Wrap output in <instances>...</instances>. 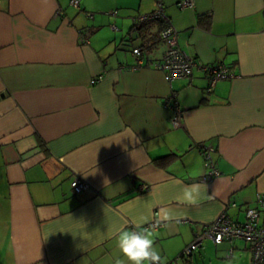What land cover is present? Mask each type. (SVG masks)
Segmentation results:
<instances>
[{"label":"crops","instance_id":"0c3cea01","mask_svg":"<svg viewBox=\"0 0 264 264\" xmlns=\"http://www.w3.org/2000/svg\"><path fill=\"white\" fill-rule=\"evenodd\" d=\"M179 1L80 0L75 8L0 0V264H115L125 259L117 234L140 217L148 223L160 206L182 217L149 229L166 262L223 209L241 220L256 205L264 193V0ZM159 2L183 50L235 77L208 91L201 69L170 83L154 69L165 43L152 24L143 38L131 27ZM141 42L149 50L132 71ZM171 94L182 109L178 126L164 107ZM202 144L214 147L220 171L209 183L199 181ZM75 176L89 188L75 193ZM193 183L207 190L197 204L181 203L183 185ZM250 260L242 239H206L176 264Z\"/></svg>","mask_w":264,"mask_h":264},{"label":"built area","instance_id":"2783aa9c","mask_svg":"<svg viewBox=\"0 0 264 264\" xmlns=\"http://www.w3.org/2000/svg\"><path fill=\"white\" fill-rule=\"evenodd\" d=\"M80 0H70V5L78 8ZM193 0H181L177 3L179 8L193 7ZM113 14L116 10L112 11ZM160 19L164 23V27L160 31V38L165 43V49L160 57L151 62V66L161 71L165 79L170 83L176 78H187L193 73L194 68L201 69L209 78L207 90L210 91L215 83L222 78L235 77V73L225 64H203L189 55L178 45V31L171 22L170 17L165 13L162 3H157L156 8L148 13L138 14L133 17V21L141 22L146 20ZM90 30L85 29L80 31V41L87 44L89 41ZM132 53L135 56L136 62L129 66L132 71L139 70L144 66L145 52L140 46L132 48ZM100 76L93 78L90 82L95 83ZM175 94L165 99L164 107L171 109L172 115L170 121L172 125L178 126L182 115V109L178 105ZM201 155L206 164L205 173L199 178L202 183H209L220 174L216 166V161L213 156L214 147L210 144H202L200 146ZM70 186L75 193H80L89 188V184L80 177H73ZM140 191L148 190L147 184L139 186ZM235 206V203L229 204ZM264 210V193H258L256 196V205L249 206L245 209L244 218L234 219L227 216L223 209L216 218L205 223L200 232H197L181 252L173 259L162 262L161 264H174L178 260L191 256L196 250L202 247L204 240L210 239L214 243L222 241H231L233 239L244 240L250 249L251 260L250 264H264V224L259 222L260 212ZM158 210L153 211L151 220L143 227L148 229H158L163 224L156 225ZM185 221V220H182ZM232 253V248H229V254Z\"/></svg>","mask_w":264,"mask_h":264},{"label":"clouds","instance_id":"9594fccd","mask_svg":"<svg viewBox=\"0 0 264 264\" xmlns=\"http://www.w3.org/2000/svg\"><path fill=\"white\" fill-rule=\"evenodd\" d=\"M207 190V185L193 183L183 185L179 200L181 203L195 205L200 199L201 188ZM156 225L165 227L179 223L181 215L168 206H160L157 212ZM147 223L146 217L132 221L131 230L122 229L117 234V247L125 259L117 258L115 264H161V253L152 237V232L143 227Z\"/></svg>","mask_w":264,"mask_h":264},{"label":"trees","instance_id":"16d2710c","mask_svg":"<svg viewBox=\"0 0 264 264\" xmlns=\"http://www.w3.org/2000/svg\"><path fill=\"white\" fill-rule=\"evenodd\" d=\"M151 24L154 25L156 28V33H155L154 38L156 39V41H159V40L162 41L160 38V31L164 27V23L160 19L146 20V21H141V22L133 21V25H132L131 29L135 28V30H137L140 33L139 37L143 38V37H145V35L142 33L143 30L147 29L149 27V25H151ZM146 44H147V42H141V45H139L140 48L142 49V51L145 53H146V51L148 52V50H149V48Z\"/></svg>","mask_w":264,"mask_h":264},{"label":"rangeland","instance_id":"374dc122","mask_svg":"<svg viewBox=\"0 0 264 264\" xmlns=\"http://www.w3.org/2000/svg\"><path fill=\"white\" fill-rule=\"evenodd\" d=\"M180 260H181V259H180ZM180 260H179V261H180ZM168 261H169V260H168ZM166 262H167V261H166ZM174 264H176V263H174Z\"/></svg>","mask_w":264,"mask_h":264}]
</instances>
